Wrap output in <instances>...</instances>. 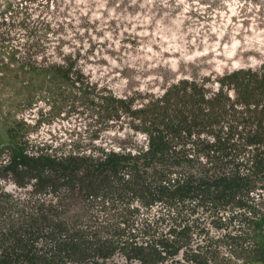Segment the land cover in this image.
Returning a JSON list of instances; mask_svg holds the SVG:
<instances>
[{
    "label": "trees",
    "instance_id": "trees-1",
    "mask_svg": "<svg viewBox=\"0 0 264 264\" xmlns=\"http://www.w3.org/2000/svg\"><path fill=\"white\" fill-rule=\"evenodd\" d=\"M31 1L9 3L8 12L20 8L26 21ZM26 45L0 51L9 106L30 107L38 91L86 94L70 55L38 62L29 53L37 43ZM216 83L209 92L201 81L180 79L141 105L96 94L106 122L128 119L144 136L140 146L73 143L58 152L29 143L14 114L0 115V264H112L115 255L125 264H264V64ZM3 181L25 193L6 191ZM154 207L162 211L157 221L137 222ZM199 209L217 216V229L237 224L222 237L229 255L220 256L208 233L205 245L193 240L204 229L186 217ZM164 221L166 232L158 230Z\"/></svg>",
    "mask_w": 264,
    "mask_h": 264
},
{
    "label": "rangeland",
    "instance_id": "rangeland-1",
    "mask_svg": "<svg viewBox=\"0 0 264 264\" xmlns=\"http://www.w3.org/2000/svg\"><path fill=\"white\" fill-rule=\"evenodd\" d=\"M18 1L0 0V51L20 41L37 43L28 48L38 62H60L70 55L88 88L86 96L74 88L50 96L38 91L25 107L9 106L13 94L0 83V115L14 114L24 121L29 143H45L58 152L73 143L80 150L144 144L128 119L106 122L96 94L132 96L141 105L180 79L201 81L213 92L222 74L264 64V0H33L27 3L32 14L26 21L20 8L8 12L9 3ZM1 187L15 195L25 193L9 182ZM161 212L159 207L141 210L137 222L157 221ZM193 217L204 229L193 240L205 245L208 233L225 256L222 237L237 224L217 229L212 224L217 216L202 209L186 218ZM169 225L159 223L158 230L166 232ZM108 262L126 263L120 255Z\"/></svg>",
    "mask_w": 264,
    "mask_h": 264
}]
</instances>
